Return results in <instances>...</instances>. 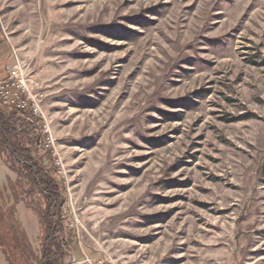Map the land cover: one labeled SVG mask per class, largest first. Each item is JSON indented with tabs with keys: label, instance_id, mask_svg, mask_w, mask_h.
Listing matches in <instances>:
<instances>
[{
	"label": "rangeland",
	"instance_id": "374dc122",
	"mask_svg": "<svg viewBox=\"0 0 264 264\" xmlns=\"http://www.w3.org/2000/svg\"><path fill=\"white\" fill-rule=\"evenodd\" d=\"M16 61L44 92L60 264H264V0H0ZM6 159L0 264H37L18 216L46 201Z\"/></svg>",
	"mask_w": 264,
	"mask_h": 264
},
{
	"label": "trees",
	"instance_id": "16d2710c",
	"mask_svg": "<svg viewBox=\"0 0 264 264\" xmlns=\"http://www.w3.org/2000/svg\"><path fill=\"white\" fill-rule=\"evenodd\" d=\"M1 108L3 107L0 106V158L3 162H6V155H9L18 165L23 167L27 177L39 188L46 201V207L40 213L39 221L46 232L44 246L46 245L47 248L43 258L44 263H42L40 256L37 264H60L64 253L61 245L56 243L54 235L61 224L59 209L62 197L58 192L55 178L49 175L46 168L38 164L32 156L31 147H40L41 145V129L36 126L37 123L35 124L34 121L22 118L16 110L3 108L9 110V112H5ZM34 134H36V137H34ZM46 154L49 158H53L50 151H47ZM12 187H15V184ZM54 220H56V223L53 229ZM20 236L22 242L28 246L29 241L23 230L20 231ZM10 262H12L11 259ZM36 262L35 257L31 255L30 264Z\"/></svg>",
	"mask_w": 264,
	"mask_h": 264
},
{
	"label": "built area",
	"instance_id": "2783aa9c",
	"mask_svg": "<svg viewBox=\"0 0 264 264\" xmlns=\"http://www.w3.org/2000/svg\"><path fill=\"white\" fill-rule=\"evenodd\" d=\"M43 99L42 86L35 78L27 74L25 67L18 61L0 78V106L16 110L27 120L37 123L42 134L40 150L45 154L50 151L54 156L52 139L44 126Z\"/></svg>",
	"mask_w": 264,
	"mask_h": 264
},
{
	"label": "crops",
	"instance_id": "0c3cea01",
	"mask_svg": "<svg viewBox=\"0 0 264 264\" xmlns=\"http://www.w3.org/2000/svg\"><path fill=\"white\" fill-rule=\"evenodd\" d=\"M6 72L0 74V78L5 75ZM1 160V158H0ZM1 167H0V187H2L5 190V187L8 188V184L13 183L15 181V178L11 176L10 172L8 171V168L5 166V163L1 160ZM8 186V187H7ZM18 207H21L18 205ZM19 222L21 223V227L27 237V240L29 241L32 249L36 250L35 246L39 242V236L41 233V224L40 221L34 213H32L30 216H26L28 218L29 223H25L21 220L20 214L18 216Z\"/></svg>",
	"mask_w": 264,
	"mask_h": 264
},
{
	"label": "water",
	"instance_id": "95a60500",
	"mask_svg": "<svg viewBox=\"0 0 264 264\" xmlns=\"http://www.w3.org/2000/svg\"><path fill=\"white\" fill-rule=\"evenodd\" d=\"M55 223H56V220H54V222H53V229H54ZM52 232H53V230H52ZM52 232H51V233H52ZM50 237H51V235H50ZM46 248H47V246L44 247V249H43V253H42V255H41V257H42V263H44L43 258H44V254H45Z\"/></svg>",
	"mask_w": 264,
	"mask_h": 264
}]
</instances>
